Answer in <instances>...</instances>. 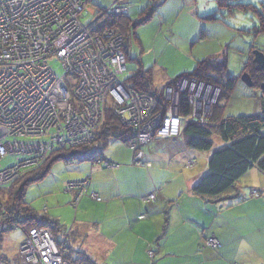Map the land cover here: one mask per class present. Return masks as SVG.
Here are the masks:
<instances>
[{
  "label": "built area",
  "instance_id": "built-area-1",
  "mask_svg": "<svg viewBox=\"0 0 264 264\" xmlns=\"http://www.w3.org/2000/svg\"><path fill=\"white\" fill-rule=\"evenodd\" d=\"M88 2L0 0V160L14 158L8 166L0 163V187L39 166L55 149L91 144L107 109L128 128L124 141L136 163L141 161L139 148L148 140L175 137L186 119L202 122L209 114L196 112L190 84L180 87L188 80L207 84L192 76L156 86L159 99L154 91L129 82L126 73L136 66L129 64L123 35L94 24L106 12L127 15L128 7L120 2L93 11L90 22L83 24ZM50 56L60 60L61 75L49 64ZM87 183L67 181L66 187L77 190V200ZM251 195L257 196V191ZM90 196L98 198L93 191ZM154 196L150 193L147 199ZM14 219L0 202V231L8 225L16 228ZM54 237L47 226L30 227L15 264H74ZM205 243L219 246L214 235L205 237Z\"/></svg>",
  "mask_w": 264,
  "mask_h": 264
},
{
  "label": "crops",
  "instance_id": "crops-1",
  "mask_svg": "<svg viewBox=\"0 0 264 264\" xmlns=\"http://www.w3.org/2000/svg\"><path fill=\"white\" fill-rule=\"evenodd\" d=\"M139 151L136 163L133 150L112 140L95 157L62 161L66 167L59 170H66L67 178L60 181L62 190L54 186L53 206L45 213L61 226L56 238L96 264H264L261 172H251L256 182L247 187L240 184L253 168L237 182L241 198L206 203L191 188L206 170L207 154L200 158L181 136L152 140ZM71 174L88 182L77 200V190L64 189ZM150 193L153 200L147 199ZM209 235L218 247L205 243Z\"/></svg>",
  "mask_w": 264,
  "mask_h": 264
},
{
  "label": "rangeland",
  "instance_id": "rangeland-1",
  "mask_svg": "<svg viewBox=\"0 0 264 264\" xmlns=\"http://www.w3.org/2000/svg\"><path fill=\"white\" fill-rule=\"evenodd\" d=\"M120 2L128 7L130 17L136 21L146 14H142V10L147 4L157 2L159 4L147 21L135 24L134 36L128 37L130 40L127 43L131 58L129 64L146 71L145 73L151 76L154 86H161L178 74L192 70L196 61L204 58L211 59L213 64L217 63L219 66L215 68L218 71L224 70L221 59L226 53V73L218 77L220 72L218 73L213 65L209 72L212 81L199 84L203 92L205 90V94L200 90L196 91V96L205 102V106L200 108L195 99L198 113L209 112L207 116L209 117L215 107L221 114L231 116L259 113L262 108L264 110V89L261 87L264 82V70L257 69L256 64L253 63L254 49L264 54V0H228V4H234L230 6L225 3L219 6L217 0H89L88 10L81 18L82 23L90 22L93 16L91 10L96 12ZM236 2L244 4L245 9ZM210 15L214 19L208 18ZM198 36H200L199 40H197ZM48 62L57 75L63 73L58 58L50 56ZM244 65L247 69L254 67V74L262 79L257 81V76H254L251 78V86L244 83L240 75L243 71L249 72L243 68ZM133 71V68L129 69L126 76L131 75ZM228 74L235 77V81L233 87L226 91L219 83L213 81V78L223 81ZM180 134L163 139L176 138L181 136ZM152 140L156 138L148 140L147 143ZM213 140L215 145L220 143V139L216 136ZM94 143L90 150L100 142L96 140ZM194 151L200 154V158H206L205 151ZM13 160V156L7 155L0 160V163L8 166ZM62 166L66 167L61 160L54 162L48 176L26 187L25 200L38 214H48L51 211L54 186L61 188L60 181L67 178L66 170H59ZM251 172L257 171L253 168L248 176L243 177L240 185L247 187L251 185L247 183L256 182L255 175H251ZM52 174L59 177V180L53 181ZM76 178L74 174L69 176L72 180ZM66 189L71 190L68 189V185ZM261 198H264V195ZM23 237L24 232L19 227L5 232L0 240V256L4 257L0 258V264L16 263Z\"/></svg>",
  "mask_w": 264,
  "mask_h": 264
},
{
  "label": "trees",
  "instance_id": "trees-1",
  "mask_svg": "<svg viewBox=\"0 0 264 264\" xmlns=\"http://www.w3.org/2000/svg\"><path fill=\"white\" fill-rule=\"evenodd\" d=\"M227 1L228 0H217L219 6H222L223 3L229 6L234 5L228 4ZM149 4L143 8L142 14H146L141 17L139 21L130 17L128 9L127 15H117L108 12L103 13L95 20L94 24L97 27L107 25L114 28L123 35L126 41L125 45L127 46L130 40L128 37L131 35L134 36L135 24L147 21L151 12L156 10L159 5L158 2ZM236 4L241 3L236 2ZM241 6L244 8L245 5L241 4ZM208 18L214 19L211 15ZM222 56H224V58L221 59L224 70L220 71L219 69L218 71V69L215 68L219 66L217 63L213 64L211 59L204 58L196 61L192 70L182 72L166 81V83L173 82L175 78L184 75L192 76L202 81L204 80V82L212 81L209 72L213 65V68H215L218 73L220 72V76H217L222 77L221 74L227 70L226 53ZM243 68L248 70L253 77L257 76V74L255 75L253 72L255 70L254 67L252 69H247V66L244 65ZM145 72L140 67H136L132 74L128 76V81L138 89L154 91L159 99L161 97L160 91L153 85L151 76ZM256 78L257 81L262 79L259 76ZM213 81L219 83L220 87L227 91L233 87L235 77L228 74L223 81H219L217 78H213ZM186 107L187 106L183 109L184 112H186ZM180 133L189 148L205 151L208 155L205 172L200 175L191 188L192 193L201 198L204 202L220 203L235 201L237 198H241L237 182L249 170L255 168L264 175L263 108L259 113L231 116L221 114L220 110L215 107L210 116L205 118V122L192 118L186 119L181 127ZM128 134V128L121 124L110 109H107L104 114V119L96 132V138L91 144L80 145L74 148L55 149L49 153L39 166L24 172L8 185L1 186L0 202L7 208L13 219L15 218L14 220L17 223L16 227L21 228L22 231L26 233L30 227L43 225L49 227L53 233H60L61 226L56 220L48 217L45 213L38 214L36 210L26 202V187L35 181L42 180L49 172L51 164L54 161L61 160L68 163L70 161H81L89 159L90 157H95V155L90 152V148L91 145L95 144L94 142L96 140L100 142L96 147L99 148L101 154V151L106 148L110 141L119 140L124 142ZM214 136L220 139L218 145L214 144ZM95 159L96 158L93 160ZM257 195H260L259 192ZM9 220L10 217L7 218V221ZM13 228L15 227H9V225L2 228L0 231V240H2L5 232ZM56 241L60 249L64 252V257L69 262L74 264H96L83 252L75 251L72 246L68 245V241L65 242L64 239L59 240L58 238H56ZM74 251L76 252V257H74ZM0 258L4 257L0 256Z\"/></svg>",
  "mask_w": 264,
  "mask_h": 264
},
{
  "label": "water",
  "instance_id": "water-1",
  "mask_svg": "<svg viewBox=\"0 0 264 264\" xmlns=\"http://www.w3.org/2000/svg\"><path fill=\"white\" fill-rule=\"evenodd\" d=\"M253 61L256 64V68L259 70H264V54L259 50H253ZM241 80L248 86L252 85V79L248 72L243 71L240 75ZM264 89V82L261 84Z\"/></svg>",
  "mask_w": 264,
  "mask_h": 264
},
{
  "label": "bare ground",
  "instance_id": "bare-ground-1",
  "mask_svg": "<svg viewBox=\"0 0 264 264\" xmlns=\"http://www.w3.org/2000/svg\"><path fill=\"white\" fill-rule=\"evenodd\" d=\"M254 62V61H253ZM191 82V83H190ZM190 84V87L189 88H192L193 89V93H192V95H193V98H194V100H193V104L195 105V99L198 101V105L200 106V108L201 107H203V106H205L204 104H205V102L203 101V100H200L197 96H196V91H200L201 93H202V91H203V89H202V87H200L199 86V83L197 82V81H193V80H188V82L187 83H184V84H181V88H185V87H187L188 85ZM194 91H195V93H194ZM202 94H205V90H204V92L202 93ZM203 101V102H202ZM198 108H197V106H196V112L198 113ZM203 113H206V112H203ZM203 113H198L199 115H201V114H203ZM30 171V170H29Z\"/></svg>",
  "mask_w": 264,
  "mask_h": 264
},
{
  "label": "flooded vegetation",
  "instance_id": "flooded-vegetation-1",
  "mask_svg": "<svg viewBox=\"0 0 264 264\" xmlns=\"http://www.w3.org/2000/svg\"><path fill=\"white\" fill-rule=\"evenodd\" d=\"M248 73H249V72H248ZM249 75H250V73H249ZM250 76H251V78L253 77L252 75H250ZM90 152H91L92 154L96 155V154L99 153V148L95 146L94 148H92V149L90 150Z\"/></svg>",
  "mask_w": 264,
  "mask_h": 264
},
{
  "label": "clouds",
  "instance_id": "clouds-1",
  "mask_svg": "<svg viewBox=\"0 0 264 264\" xmlns=\"http://www.w3.org/2000/svg\"><path fill=\"white\" fill-rule=\"evenodd\" d=\"M166 83V82H165ZM70 181H74V180H70Z\"/></svg>",
  "mask_w": 264,
  "mask_h": 264
}]
</instances>
